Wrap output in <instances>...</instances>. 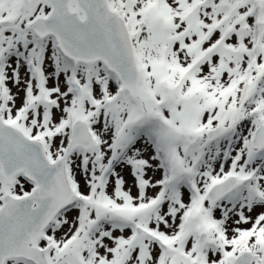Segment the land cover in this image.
I'll use <instances>...</instances> for the list:
<instances>
[{"label":"snow or ice","instance_id":"obj_1","mask_svg":"<svg viewBox=\"0 0 264 264\" xmlns=\"http://www.w3.org/2000/svg\"><path fill=\"white\" fill-rule=\"evenodd\" d=\"M0 264H264V0H0Z\"/></svg>","mask_w":264,"mask_h":264},{"label":"rangeland","instance_id":"obj_2","mask_svg":"<svg viewBox=\"0 0 264 264\" xmlns=\"http://www.w3.org/2000/svg\"><path fill=\"white\" fill-rule=\"evenodd\" d=\"M129 183H131L130 178H129Z\"/></svg>","mask_w":264,"mask_h":264}]
</instances>
